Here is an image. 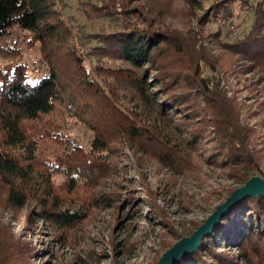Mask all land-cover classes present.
I'll return each instance as SVG.
<instances>
[{"label":"trees","instance_id":"obj_1","mask_svg":"<svg viewBox=\"0 0 264 264\" xmlns=\"http://www.w3.org/2000/svg\"><path fill=\"white\" fill-rule=\"evenodd\" d=\"M233 2L250 13L246 31L235 35L224 31L226 23L233 25ZM128 3L100 0L87 8L79 2L80 15L88 18L91 11L99 16L89 18L98 22L96 29H78L84 55L75 48L55 0H0V56L8 58L0 63V205L30 207L28 215L35 212L59 238L102 200L99 192L98 199L78 203L68 195L94 193L103 183L111 172L115 140L179 170L191 168L192 156L203 154L209 164L237 172L241 183L249 170L264 175L256 147L261 137L242 121L241 107L218 79L199 75L204 66L214 70L212 49L264 72V0H213L208 5L175 0L170 4L187 20V29L164 31L151 26L143 8ZM208 22L214 25L201 34ZM22 45L37 47L38 57L24 61ZM66 74L77 78L74 94L83 90L85 101L76 105L72 93L65 92ZM63 110L79 114L88 125L92 137L87 151L64 131ZM117 148L116 156L125 155ZM58 175L60 184L54 182ZM117 196L113 191L106 196L113 202L101 205L123 206ZM149 202L154 207L149 217L157 214L164 222ZM230 213L176 264H264V197H242ZM235 228L227 242L225 234ZM33 253L20 234L0 222V264H31Z\"/></svg>","mask_w":264,"mask_h":264},{"label":"rangeland","instance_id":"obj_2","mask_svg":"<svg viewBox=\"0 0 264 264\" xmlns=\"http://www.w3.org/2000/svg\"><path fill=\"white\" fill-rule=\"evenodd\" d=\"M80 1H84L87 8L90 3L100 2L55 0V8L60 12V19L73 33L75 48L85 55L84 46H80V42L77 41L78 29L83 28L85 31L96 29L98 22L94 23L91 19L99 16L91 11L87 12L88 18L80 15ZM106 1L108 0H101ZM167 1L169 6L165 7ZM202 1L208 5L213 0ZM249 1L255 3L257 0ZM170 2L175 0H129L128 6L138 5L143 8L145 14L151 18L150 24L154 29L161 31L187 29L184 23L187 20L181 17L180 12L177 13V9ZM239 4L233 2L231 5L235 13L231 21L233 25L228 23L224 25V31H229L231 35H235L237 31L239 33L242 30L246 31L250 23L249 11L241 8ZM139 20L141 21V18ZM213 25L211 22L203 24L200 33L207 34ZM180 34L194 36L183 31ZM22 53L23 60L27 62L39 55L37 47L28 49L24 45L21 57ZM209 54L213 58L211 67L214 70L204 66L199 75L218 79L222 90L241 107L240 118L254 127L257 135L261 137L256 147L259 167L264 170V72L245 68L242 62L229 52L212 49ZM7 59L0 56V63L6 62ZM74 73L79 75L78 70ZM66 75L65 92L72 93L70 98L73 103L77 105L85 101L87 97L83 96V90L79 95L74 94L77 78L73 74ZM148 77L152 78L151 72L148 73ZM68 82H72V88L68 86ZM63 111L64 115L61 113L60 117L65 119L64 131L87 151L92 137L88 125L81 120L79 114L75 112L66 114L65 110ZM111 147L115 148L111 151L112 168L103 179V183L95 187L94 193L85 194L84 191L78 190L68 195L71 201L77 202L91 196L96 200L99 192L102 193L100 197L102 200L96 203L95 207L90 206L87 210L88 216L76 220L61 238L51 233L46 223L37 220L35 212L28 215L30 207L16 210L0 205V222L8 223L17 235L20 234V237L27 241L31 250L35 249V253L28 257L31 264H154L161 253L178 239V235L189 236L215 207L225 200L230 189L243 184L238 179L237 172H229L228 168L209 164L203 154H194L191 168L179 170L167 167L147 154L129 149L127 144H119L116 140L111 142ZM117 147L123 149L125 155L116 156L119 154ZM114 157L117 159L114 160ZM248 173L250 176L257 174L264 179V175L259 171L249 170ZM62 180L63 177L60 175L54 178L56 184L62 183ZM113 191H117V197L124 205L118 208L101 205L113 202L106 201V196H110ZM149 201L162 212L166 219L164 222L157 214L153 218L149 217L154 208L149 206ZM235 204L236 202L224 214L230 211L232 213ZM236 229H232L228 235L225 234L227 242L234 238L232 233Z\"/></svg>","mask_w":264,"mask_h":264},{"label":"water","instance_id":"obj_3","mask_svg":"<svg viewBox=\"0 0 264 264\" xmlns=\"http://www.w3.org/2000/svg\"><path fill=\"white\" fill-rule=\"evenodd\" d=\"M245 196L264 197V179L254 174L248 177L241 186L234 187L225 200L218 204L189 236L179 237L169 248L161 253L154 264H176L182 256L195 251L200 239L213 230L228 208Z\"/></svg>","mask_w":264,"mask_h":264}]
</instances>
